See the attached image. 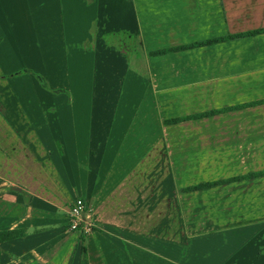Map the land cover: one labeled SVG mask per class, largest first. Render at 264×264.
Listing matches in <instances>:
<instances>
[{
	"label": "crops",
	"instance_id": "1",
	"mask_svg": "<svg viewBox=\"0 0 264 264\" xmlns=\"http://www.w3.org/2000/svg\"><path fill=\"white\" fill-rule=\"evenodd\" d=\"M240 2L0 0V231L17 232L0 243V264H73L81 248L79 241H84L83 258L89 261L94 243L106 239L103 235L108 233L94 229L85 234L69 228L70 206L77 197L84 199L87 215H92L98 226L114 229L126 238L139 234L162 237L169 246L171 165L160 153L155 158V99H132V94H137L133 76L143 66L134 56H144L147 69L158 58L264 35L149 55L159 48L216 37L200 35L209 30L203 25L235 22L231 13L244 6ZM259 27L264 26L244 30ZM112 38H127L131 44L113 48L105 42ZM60 55L66 57L64 69L59 66ZM78 57L104 60V69L119 73L118 99L92 94L91 69L78 70ZM44 80L50 89H58L50 91L47 99L39 90ZM157 106L160 112L158 100ZM224 106L231 105L206 110ZM168 118L163 124L168 125ZM203 161L201 156L198 165L190 167L185 162L178 168L181 174H187L188 168L206 169ZM207 167L216 168L217 164ZM235 175L205 177L184 186L186 181L179 183L177 178L173 183L181 187L175 197L263 177L182 191L189 185ZM218 231L230 242L228 229ZM248 240L241 247L244 252L253 248L248 262L264 264V227ZM127 254L129 264H138ZM223 264H231V260Z\"/></svg>",
	"mask_w": 264,
	"mask_h": 264
},
{
	"label": "rangeland",
	"instance_id": "2",
	"mask_svg": "<svg viewBox=\"0 0 264 264\" xmlns=\"http://www.w3.org/2000/svg\"><path fill=\"white\" fill-rule=\"evenodd\" d=\"M240 3L244 6L232 9L235 22L203 25L209 30L200 35L221 36L229 31L264 26V0H241ZM105 42L113 48L131 44L127 38ZM128 52L124 54L126 57ZM134 57L136 63L143 66L138 65L142 71L133 76V89L135 85L137 94L133 93L132 99H155L154 139L155 147L158 146L155 158L157 160L160 153L171 165L173 212L169 246L158 236L139 234L126 238L114 229L98 226L92 215L90 218L85 213L84 218L92 223L93 230L108 234L103 235L106 239L94 243L89 261L83 258L84 241H79L80 256L77 249L73 264H129L127 253L134 256L138 264H220L228 260L231 264H250L248 257L252 259L253 248L244 252L241 247L264 227V176L207 192L186 193L180 198H176L175 193L180 194L181 185L174 184L173 180L186 181L184 186L205 177L264 170V103L169 126L163 124V119L263 99L264 35L158 58L147 69L144 56ZM65 58L58 57L63 69L67 67ZM75 62L78 70L90 67L92 94L100 99L119 98V73L104 69L106 61L78 57ZM48 84L44 80L43 88L39 89L43 99H47L50 91H58L50 89ZM201 156L206 169L193 167L187 169V174H181L178 165L184 166L185 162L190 167L198 165ZM215 163L216 168L207 167ZM51 164L53 171L54 163ZM219 227L229 230L230 242L229 238L227 241L220 236ZM68 230L65 231L71 232Z\"/></svg>",
	"mask_w": 264,
	"mask_h": 264
},
{
	"label": "trees",
	"instance_id": "3",
	"mask_svg": "<svg viewBox=\"0 0 264 264\" xmlns=\"http://www.w3.org/2000/svg\"><path fill=\"white\" fill-rule=\"evenodd\" d=\"M263 32H264V27H259V28H254V29H249V30H244V31H239V32H234V33H228L225 35L202 39V40H198V41H194L190 43H184V44H179L175 46L159 48V49L150 51L149 55L157 56V55H162V54H167V53H172V52H180L186 49L204 47V46H208V45H212V44L220 43L224 41H229V40H234V39H239V38H244V37H249V36H255ZM260 103H264V98L260 100L234 104L231 106H224L222 108H213V109L196 112V113H192L188 115L171 117V118L166 119L165 123L168 125H171V124H177L179 122L190 120V119H201L204 117H211L218 113L231 111L235 109H241V108L253 106L256 104H260ZM258 176H264V170L251 171L245 174H238V175L231 176L228 178H220V179H216L212 181H204V182L196 183V184L189 185V186L182 188V191L188 192V191H195V190H203V189L211 188L217 185L227 184L230 182L244 180V179H251V178L258 177ZM16 234L17 232L15 230L14 231H0V243L3 240H7V239L15 237Z\"/></svg>",
	"mask_w": 264,
	"mask_h": 264
},
{
	"label": "built area",
	"instance_id": "4",
	"mask_svg": "<svg viewBox=\"0 0 264 264\" xmlns=\"http://www.w3.org/2000/svg\"><path fill=\"white\" fill-rule=\"evenodd\" d=\"M86 203L83 198L77 197L70 206L68 214V225L71 230L88 234L92 231V223L85 220Z\"/></svg>",
	"mask_w": 264,
	"mask_h": 264
}]
</instances>
